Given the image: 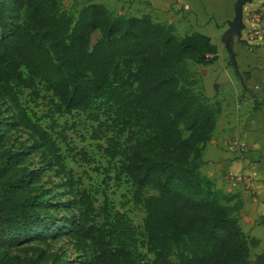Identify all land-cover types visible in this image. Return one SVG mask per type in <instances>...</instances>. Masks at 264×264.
<instances>
[{
  "label": "trees",
  "instance_id": "1",
  "mask_svg": "<svg viewBox=\"0 0 264 264\" xmlns=\"http://www.w3.org/2000/svg\"><path fill=\"white\" fill-rule=\"evenodd\" d=\"M61 8V0H0V99L49 162L60 150L38 121L53 130L56 114L88 112L117 179L135 188L140 228L107 199L97 208L93 192L77 193L79 215L66 233L90 251L85 263L250 264L260 241L244 232L235 198L201 173L221 106L195 92L189 64L214 66L218 47L199 32L180 38L148 16L115 17L102 4L83 7L76 20ZM26 91L34 101L50 95L54 109L28 112ZM1 119L0 109V264H69L38 246L27 248L32 257L9 253L55 218L40 178L5 146Z\"/></svg>",
  "mask_w": 264,
  "mask_h": 264
},
{
  "label": "rangeland",
  "instance_id": "2",
  "mask_svg": "<svg viewBox=\"0 0 264 264\" xmlns=\"http://www.w3.org/2000/svg\"><path fill=\"white\" fill-rule=\"evenodd\" d=\"M237 3L238 0H182L181 2L176 0H61V9L76 20L83 7L90 4H102L115 17L148 16L154 23L172 25L175 28V34L180 38L194 32L210 36L219 49V61L212 67L189 64V69L196 79L194 90L211 103V98H207L205 94L207 92L213 98V85L217 83V80L222 79L223 86L227 90L225 91L227 105L236 106V101L232 99V93L235 94L240 103V108L236 107L240 118L250 115V124L260 128L259 133L247 132L248 147L252 145L247 156L251 163L257 166L255 170H259L261 180L264 182V105L255 101L258 88H248L244 85V82L249 80L247 77L250 75L251 59L258 50L264 48V42L251 52L243 43L240 32L231 35L236 26ZM254 3L255 0H247L244 6ZM98 37L99 33H95L93 43ZM230 67L235 69L236 74L229 70ZM42 96L48 99L34 101L30 91H26L20 100L28 112H35L38 117H41L54 109V105L49 101L50 95L42 93ZM229 108L232 110L233 106ZM0 109L3 118L1 121L7 122L4 127L5 146L19 152L23 164L40 178L39 185L48 191L52 204L50 212L55 218L51 227L45 229L41 235L23 241L10 250V255H18L22 258L32 257V254L27 252V248L38 246L49 254L57 253L69 264H86V259L90 258V251L83 249L78 239L66 233L74 216L79 215V206L76 204L79 191L93 192L97 200L95 203L97 208L102 207L107 199L116 211L126 213L135 226L139 228L143 226L145 212L141 206L134 203L135 188L127 181L117 179V163L110 162L104 154L105 140L101 133L100 136L97 135L98 125L90 118L88 112L75 113L72 116L56 114L53 118L57 127L53 130L49 128L51 124L48 119L38 121L39 126L49 132L60 150V159L49 162L52 156L47 152L44 153V148H35L37 136L31 130L12 126L14 112L7 100L0 99ZM242 122L241 119L235 118L229 121L228 127L224 126L227 130L231 128L224 143L238 136L235 135V130L241 129ZM83 153L88 160L82 157ZM150 194L153 193L150 192ZM262 254H264V244L258 248H252L250 264H256L258 257Z\"/></svg>",
  "mask_w": 264,
  "mask_h": 264
},
{
  "label": "crops",
  "instance_id": "3",
  "mask_svg": "<svg viewBox=\"0 0 264 264\" xmlns=\"http://www.w3.org/2000/svg\"><path fill=\"white\" fill-rule=\"evenodd\" d=\"M263 3L264 0H255V3L249 4V6H244L243 4L242 21L239 27L241 38H243V35L252 27L249 22V16ZM217 64L218 62L215 65ZM229 70L236 74L234 68L230 67ZM248 77L249 80L245 81L244 85L248 88H258L256 90L257 99L255 101L256 103L259 102L264 105V48L258 50L257 54L251 59L250 75ZM222 81V79H219L217 80V83H214L212 89L214 95L213 98L207 92L205 94L207 98H211V104L217 103L221 106V113L217 120V127L213 133V136L203 150V165L201 167V173L203 176L213 180L217 188L235 198L234 203H239L241 206L239 217L244 232L250 238L259 240L260 245H262L264 244V182L261 180L262 176L260 175L259 170H255V167L257 168V166L251 163V160L247 154L241 155L237 152L231 151L225 147L226 143L223 142L226 136H228L231 132V128L230 130H227V128L225 129L224 126L227 125L228 127L229 121L231 119L236 118L243 121L240 123L241 129L235 130V135L238 136H236L234 139H238L245 146H249L247 144L249 141L247 139V132L259 133L260 128L254 127L250 124V115L240 118V114L237 110V108H240V103L238 98L235 97V94L232 93V99L234 102L236 101V106L234 104H226L225 91L227 90H225V86H223ZM230 106H233L232 110H230ZM257 110L260 111L259 109ZM222 120H224V122H222ZM254 129H256V131H254ZM229 173H245L252 176L255 180V185L257 188L256 196L252 197L251 194L247 192L242 186H233L230 182H228L226 180V176Z\"/></svg>",
  "mask_w": 264,
  "mask_h": 264
},
{
  "label": "built area",
  "instance_id": "4",
  "mask_svg": "<svg viewBox=\"0 0 264 264\" xmlns=\"http://www.w3.org/2000/svg\"><path fill=\"white\" fill-rule=\"evenodd\" d=\"M176 1L181 2L182 0ZM249 22L252 27L243 35L242 40L247 49L252 52L264 42V3L251 13ZM225 147L241 155L247 154L250 150V147L243 145L238 139L226 142ZM226 180L233 186H242L251 195L257 194L255 180L248 174L229 173Z\"/></svg>",
  "mask_w": 264,
  "mask_h": 264
},
{
  "label": "water",
  "instance_id": "5",
  "mask_svg": "<svg viewBox=\"0 0 264 264\" xmlns=\"http://www.w3.org/2000/svg\"><path fill=\"white\" fill-rule=\"evenodd\" d=\"M246 1L247 0H238V3H237L238 15H237V19H236V26H235L234 30L231 32L232 36L235 33L239 32V27H240L241 21H242V7ZM256 264H264V254H262L261 256L258 257Z\"/></svg>",
  "mask_w": 264,
  "mask_h": 264
}]
</instances>
